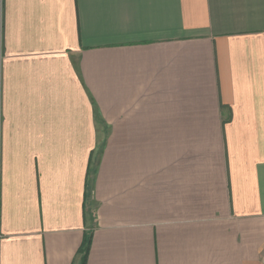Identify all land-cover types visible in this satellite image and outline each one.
<instances>
[{"label": "crops", "instance_id": "crops-1", "mask_svg": "<svg viewBox=\"0 0 264 264\" xmlns=\"http://www.w3.org/2000/svg\"><path fill=\"white\" fill-rule=\"evenodd\" d=\"M264 264V0H0V264Z\"/></svg>", "mask_w": 264, "mask_h": 264}, {"label": "trees", "instance_id": "trees-1", "mask_svg": "<svg viewBox=\"0 0 264 264\" xmlns=\"http://www.w3.org/2000/svg\"><path fill=\"white\" fill-rule=\"evenodd\" d=\"M88 250H89V239H87L85 246L81 249V253H84L81 264H84L85 254L88 253Z\"/></svg>", "mask_w": 264, "mask_h": 264}]
</instances>
